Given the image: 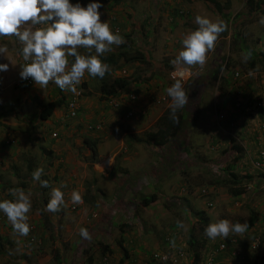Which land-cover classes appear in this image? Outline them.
<instances>
[{"label":"rangeland","instance_id":"1","mask_svg":"<svg viewBox=\"0 0 264 264\" xmlns=\"http://www.w3.org/2000/svg\"><path fill=\"white\" fill-rule=\"evenodd\" d=\"M80 2L86 6L90 0ZM101 3V20H108L129 48L131 42L125 34H132V45L139 44L150 61H123L116 68L109 67L110 79L134 77L136 82L129 94H103L101 78L86 72L81 81L88 86L82 100L91 102V107L81 110L77 118L66 117L65 109L60 107L49 119L42 120V107L58 94L68 96L70 92L54 91L52 82L45 88L35 83L26 86L20 77L21 66L12 62L5 76L0 72V128L23 130L9 132V137L16 139L10 145L5 142L8 135L0 140V199L13 198V189L30 194L28 222L37 238L36 242H29L30 232L27 236L19 235L0 212V264H85L87 254L83 251L88 247L96 255L94 264H119L125 254L118 242L121 236L123 245L141 264H147L153 251L167 258V253L172 254L171 248L178 249L181 245L188 249L180 264H209V254L216 252L215 247L224 238L212 240L206 236V226L197 215L202 210L210 222L226 218L247 224L244 233L231 235L238 238L236 251L225 252L221 264H264V245L250 247L255 233L264 235V169L244 165L249 158L245 156L238 161H232L231 157L227 163L223 161L224 156H230V137L236 143L251 144L253 153H249L255 156L258 144L254 138L264 134V118L260 119L264 107L251 109V121L248 118L244 122L241 116L249 114L244 104L238 106L232 96L234 84L244 87L246 94L254 90L264 92V25L259 23L264 17L263 7L249 0H229L223 11L229 15L226 21L215 4L207 0H101ZM197 15L223 21L229 36L219 35L203 66L176 63L183 37L198 27ZM0 46H6L11 60L21 63L22 45L15 36L0 37ZM250 48L263 52L254 55L263 58L255 68L251 67L254 56L249 53ZM118 49L119 46H112L113 51ZM8 57L5 56L10 61ZM72 59L69 58L70 62ZM219 64L222 83L213 79L212 70ZM234 70L240 74L235 83ZM174 73L183 74L185 79L181 81L188 94L187 103L180 110L188 115L190 123L177 130L182 149L157 146L147 135L158 128L157 121L164 110L172 107L167 89L174 83L171 77ZM111 97L118 98L119 107L109 104ZM88 124H100L101 129L90 130ZM64 130L68 139L64 138ZM54 131H60L61 135L53 137ZM93 144H97L96 155L92 153ZM125 155L133 157L129 163L123 160ZM109 158L112 164L107 162ZM144 166L147 169L141 172ZM39 167L44 169L41 179L48 181L47 188L32 178ZM231 172L238 177L233 179ZM214 180L216 183L211 184ZM61 184L67 185L62 189L65 204L56 213L46 211L52 188ZM122 184L126 190L113 207L120 197L116 185ZM238 189L242 193L237 197ZM74 190L82 196L80 204L71 201ZM85 194H88L86 201ZM143 194H157V199L144 205ZM106 218L90 240L81 237V228L90 233L97 220ZM125 222L128 226H122V230L119 225ZM191 234L196 238L197 248L188 247ZM166 236L176 239L169 244L163 240ZM101 240L110 246L111 252L102 251ZM196 252L200 253L198 259ZM57 253L61 254L62 263L54 259Z\"/></svg>","mask_w":264,"mask_h":264},{"label":"clouds","instance_id":"2","mask_svg":"<svg viewBox=\"0 0 264 264\" xmlns=\"http://www.w3.org/2000/svg\"><path fill=\"white\" fill-rule=\"evenodd\" d=\"M101 7V0H90L86 6L80 0L75 3L73 0H0V37L13 35L22 45L24 63H20V77L31 78L41 88L52 82L59 87V92L61 90L73 94L77 92V85L82 84L81 80L86 72L92 77H105L109 65L102 58L105 53L112 51L113 45L123 44L124 39L118 30L111 28L108 20H101ZM259 23L264 25V17H261ZM195 24L198 27L182 39V49L176 57V63L203 66L207 53L214 49L215 42L226 27L223 21L202 15L195 17ZM81 49L87 50L86 53H82ZM4 54L7 56V48L0 46V55ZM70 57L73 58L71 62ZM8 59L13 63L9 57ZM8 69V63H0V72ZM236 72L238 70L233 73L234 83L240 79H235ZM237 88L242 90L239 99L245 109L243 87L234 84L236 96L233 100L237 102ZM167 95L172 100L173 113L188 100V94L179 79L167 89ZM58 135L61 133L58 132ZM259 137L261 136L255 137L257 144ZM43 172L42 167L35 169L32 178L40 182L41 187L47 188L48 181L41 179ZM66 187V184H61L52 188L46 211L56 213L61 209L65 204L62 189ZM11 195L12 199H0V212L11 222L15 232L27 236L30 232L28 213L32 207L31 196L23 189H13ZM71 201L74 204L82 202L79 191H72ZM180 226L183 227L182 224ZM246 229V223H233L225 218L210 222L205 234L212 240L217 237L225 239L233 234L240 235ZM80 235L91 239L87 228H81Z\"/></svg>","mask_w":264,"mask_h":264},{"label":"trees","instance_id":"3","mask_svg":"<svg viewBox=\"0 0 264 264\" xmlns=\"http://www.w3.org/2000/svg\"><path fill=\"white\" fill-rule=\"evenodd\" d=\"M207 1H212L215 4V6L222 9V6L220 5V3L218 1H215V0H207ZM249 2L252 4L255 3V5H257V7H260V8L263 7L262 9L264 10V6H263L264 0H256V1L255 0H249ZM125 37L127 38L128 42L129 41L131 42L130 48L127 47V44L124 42L123 44H121L119 46V49L117 51L112 50L108 53H105L103 58H102L103 61L109 65L110 70L120 66V62H123V61L125 63L126 62H130V63H132V62L149 63L150 62L147 59L146 53L140 49L139 44H138V46L132 45V43L134 42V40L132 38V34L126 33ZM21 52H22V49H20L19 53H20V57H21V63H24V61L22 60ZM249 53L251 54V56H254L255 54L258 56V55H261L263 52H258L254 48H250ZM262 60H263V58H261V57L256 58V56H254L253 60L251 61V67L255 68L257 61L259 62ZM227 65L229 66L230 62H228ZM20 66H21V64H20ZM212 71H213V79L217 80V81L219 80L220 83H222L224 80V78H222V76L220 75V71H222V64H219V66L217 68L213 69ZM234 71H236V70H234ZM108 74H109V71L106 73L105 77L101 78L102 81H101V85H100V92H102L103 94H107L108 96H118L122 93L125 94L126 92H128V94H129V91H132V90H130V87H131L132 83L136 82L135 80H133L134 77L129 78L127 76L126 77L118 76V77H114V78L110 79V78H108ZM175 81L176 80H174V82ZM81 86L84 89V95H85L86 87L88 86V84L82 83ZM133 91H134V93L137 92L136 89H133ZM87 93H90V92H87ZM229 98H231V96H229ZM163 99L165 101H167V97H163ZM66 105H67L66 96H59L57 98L49 100L48 103H46L42 107V109L40 110L41 119L42 120L49 119L54 114V112L57 108H60V107L63 108ZM186 122L190 123V120L188 119V115L185 114V112H182V110L177 109L175 111V113H173L172 107L167 108L164 110V112L162 113V115L159 117V119L157 121L158 128L154 131H148V133H147L148 140L151 143L156 144L157 146H160V147L161 146L164 147V146L168 145V146H171V148H173V149H177V148L182 149L183 146H182V143H180V142H182V140L177 139V137H178L177 136V134H178L177 130H178V128H183V125H185ZM226 123L230 124V121L226 122ZM230 138L232 141V144L230 146V151H228V153H230V156H224V158H223L224 163L228 162L229 157L232 158V161H238L239 159H242L243 156H246L249 151L251 153H253V147L251 148V144L249 145V144H243V143H238V142L236 143V140L234 138H232V137H230ZM91 149L93 150V152H92L93 155H96L97 151H98L97 144H93V146H91ZM246 164H248V166L251 165L250 161L244 162V165H246ZM248 166H246V167H248ZM225 169H227V168H225ZM229 175H231L233 179H236L238 177V174H235L233 172H231V174H229ZM224 180L226 181L225 178H224ZM212 183L215 184L216 183L215 180L212 181L211 184ZM23 185H25V184H23ZM124 187L125 186H123V184L122 185H116V189H117L116 192H117L118 196H120V197H119V200L117 199V201L114 203L113 207L119 203V201L121 199V193L123 194L126 190V188H124ZM241 193H242V191L240 189H238L235 192L237 197ZM91 194L93 196H95L94 193L91 192ZM83 198L85 201L88 200V194H85L83 196ZM156 199H157V194H151V195L143 194V197H142V201H143L144 205H149L151 202L155 201ZM121 202H123V201H121ZM104 209L106 210L107 208H103V210ZM108 209H110V207H108ZM111 209H112V207H111ZM197 215L199 217V221L201 223H204L205 226L207 227L208 224L210 223V218L208 217L206 212L204 210L198 211ZM107 218L97 220L95 225L93 226L94 228L90 230V235H92V233L98 228V225L105 224V222L107 221ZM127 224L128 223L125 222L123 224H120L119 227L122 229V226L126 227V226H128ZM251 225H253V222H251ZM98 230L100 231V229H98ZM202 230H204V229L202 228ZM121 237H120L118 242L123 247L125 254H124V258H121V260L119 261V264H126L127 262L128 263L129 262H133V263L135 262V264H141L139 261V258L135 254H134V256L132 254H130L129 251L127 250V248L123 245V242H124L122 240L123 236H121ZM257 237H260V243H259L258 247L260 248L261 246L264 245V235L262 233L258 232V233H255L254 236L251 238L250 247L253 246V241ZM230 238H236V240H237L236 243H238V238L236 236H230L224 240H221L217 244V246L215 247L217 249H216V252H213L214 258H213L211 264H221L222 259H223L222 257H223L225 252H231V251L235 252L236 251L235 245H229V247L226 250L219 251L220 244L223 242H228ZM173 239L175 240L176 238L174 236H173V238L171 236H166L163 238V240L167 241V243H169V244H170V242L171 243L173 242ZM195 244H196V238L193 236V234H191V237L188 240V247L192 248L193 246H195L197 248L199 245H195ZM99 246L102 248V251L104 253H107V251L108 252L112 251V249L110 248V246L108 244H104L103 240H101L99 242ZM171 249L172 250H170V251L180 259L181 257H184V255L186 256L188 248L181 245V246H179L178 249H173V248H171ZM83 252L85 254H87L86 262H84L85 264H94L96 262V255L93 251H91V249L89 247L85 248V250ZM155 253H156V251H153L150 254V260L148 262H146L147 264H160L158 259L154 257ZM167 254L170 255V253H167ZM182 254H183V256H182ZM209 256H210V254H209ZM196 257L198 259L200 257V253L196 252ZM125 258H127V259L125 260ZM54 259L57 260L58 263H62L60 253L55 254ZM168 259H170V258H168ZM165 262L173 264L172 260H166V261H163L161 263H165ZM182 262H183V260H181L180 263H182Z\"/></svg>","mask_w":264,"mask_h":264},{"label":"built area","instance_id":"4","mask_svg":"<svg viewBox=\"0 0 264 264\" xmlns=\"http://www.w3.org/2000/svg\"><path fill=\"white\" fill-rule=\"evenodd\" d=\"M171 77L173 80H177V79L184 80L185 79V77H183L182 73L177 74V75L174 73L173 75H171ZM238 77H239V73L236 72L235 79H237ZM24 84L26 86H32L34 84V81L31 78L24 79ZM241 92H242V90L240 88H237V96H238L237 105L238 106L242 105V100L239 99ZM263 95H264V92H261V91L256 93L255 97L258 100L256 99V102L253 104L254 108L264 106V102H263L264 99L262 97ZM83 96H84V89L82 88L81 83H80L79 85H77V92L75 94L70 93L68 96H66V99H67V105L65 106L66 117L77 118L80 116ZM132 97L134 98L135 96L132 95ZM109 103L113 107H119L120 106V102H119L118 98L111 97L109 99ZM132 112H131V114H132ZM87 127L90 130L101 129L100 124H96V125L95 124H88ZM57 136H58V132H53V137H57ZM247 155L249 158H251L252 164L254 165V167H256L257 169H264V134L261 137H259V139H258V149H257L256 156L252 157L249 152ZM31 229H34V225L31 226ZM36 241H37L36 235L34 234V231L31 230L30 235H29V242H36ZM236 242H237L236 238H230L228 242H223L220 244L219 251L226 250L229 247V245H235ZM259 243H260V237H257L253 241V246L258 247ZM172 254H170V255L167 254V258H166V255L160 254L159 252L156 251V253L154 254V257L157 258L158 261H160V260H163V261L172 260L173 263H175V264H180L181 260H184V258H185V255H184V257H181L179 259L177 256L172 255ZM182 256H183V254H182ZM168 258H170V259H168ZM213 258H214V253H211L209 256V260H208L209 264L212 263ZM126 264H135V262L134 263L133 262H129V263L127 262Z\"/></svg>","mask_w":264,"mask_h":264},{"label":"crops","instance_id":"5","mask_svg":"<svg viewBox=\"0 0 264 264\" xmlns=\"http://www.w3.org/2000/svg\"><path fill=\"white\" fill-rule=\"evenodd\" d=\"M216 1V0H215ZM229 0H226L224 3L223 2H219L220 3V5L222 6V9L221 8H218L217 6H215L216 7V9L218 10V12H220L223 16H222V18H224L226 21H228V19L226 18V17H229V15L227 16V14H226V12H223L224 11V7L225 6H228L229 4L227 3ZM227 29V28H226ZM226 30H224L223 32H222V34H224V35H222V36H225L226 35V37L227 36H229V34H226ZM5 56H6V54H4V55H0V63H8L9 64V66H10V64H11V61H7V59L5 58ZM7 56H9V54L7 53ZM19 56V55H18ZM10 58V57H9ZM18 59H19V57H17ZM13 61V60H12ZM260 62V61H259ZM13 63H15V64H17V65H20L19 64V60L17 61V62H15V61H13ZM7 73V71H4V72H2V74H3V76H5V74ZM54 87H52V89L54 90V91H58L59 90V88H58V86H56V85H53ZM58 88V89H57ZM244 88V87H243ZM243 93H244V100H245V112H247L249 115H246L245 113L241 116V119H242V121H244L245 122V120L246 119H248V118H250V121H251V118H252V116H251V109H252V107H253V104L256 102V90H254V91H252V93H250V94H246L244 91H243ZM59 95V94H58ZM58 95H57V97H58ZM233 97H235L236 96V93H235V91L233 90V95H232ZM243 98V97H242ZM241 98V99H242ZM91 102H89V101H86V100H84L83 101V103H82V111H85L86 110V108L87 107H91ZM57 110V109H56ZM56 110H55V112H56ZM61 110H63V109H61ZM55 112H54V114H55ZM88 112H86L85 114H87ZM245 117V118H244ZM261 118H264V115L263 114H261V117H260V119ZM66 129V131H68V128H65ZM75 129H77V128H75ZM20 131H23V130H19V129H17V128H0V140L1 139H5V136H7V138H6V140H5V142H6V144H8V145H10L14 140H16L15 138H13V137H9V134L10 133H16V132H20ZM10 132V133H9ZM60 132V131H59ZM61 133V132H60ZM67 135V136H66ZM14 136H16V135H14ZM9 137V138H8ZM17 137V136H16ZM61 137V136H60ZM64 138H66V139H68V134L67 133H65V130H64ZM254 142L256 143V141H255V138H254ZM6 147H4L3 149H5ZM131 157V156H130ZM130 157L128 156V155H125L124 157H123V160L124 161H126L127 163H129L130 161ZM112 158V157H111ZM111 158H109L108 160H107V162H109L110 164H112V162H111ZM133 157H131V159H132ZM115 161V160H114ZM246 161H250V163H251V165H253L252 164V162H251V160L250 159H248V158H246ZM126 163V164H127ZM147 167V166H146ZM145 166L143 167V168H140L141 170V172L142 171H144V170H146L147 168H146ZM250 169V168H249ZM251 170H253V169H251ZM140 171H135V173H140ZM148 171V170H147ZM256 225V224H255ZM254 225V226H255Z\"/></svg>","mask_w":264,"mask_h":264}]
</instances>
